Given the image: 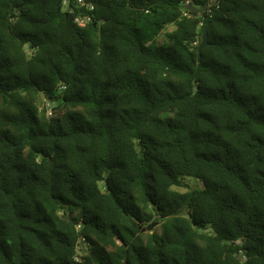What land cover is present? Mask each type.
<instances>
[{"label":"trees","instance_id":"trees-1","mask_svg":"<svg viewBox=\"0 0 264 264\" xmlns=\"http://www.w3.org/2000/svg\"><path fill=\"white\" fill-rule=\"evenodd\" d=\"M63 1L0 0V264H264V0Z\"/></svg>","mask_w":264,"mask_h":264},{"label":"water","instance_id":"water-1","mask_svg":"<svg viewBox=\"0 0 264 264\" xmlns=\"http://www.w3.org/2000/svg\"><path fill=\"white\" fill-rule=\"evenodd\" d=\"M184 8L186 10L196 11L198 13L206 10L205 6L196 7V6L192 5V4L191 5H184ZM68 10H69V8H68ZM208 25L209 24H207L205 26V28H204L203 36H202V39H201V43H200V45L198 47V50H201L202 48H204L207 45V29H208ZM25 46H27V44H25ZM198 60H200V56L198 57ZM153 225H155V224L153 223V224H151V226H148L146 228H142V231H144L146 229L147 230L150 229ZM122 264H125V262H123Z\"/></svg>","mask_w":264,"mask_h":264},{"label":"built area","instance_id":"built-area-1","mask_svg":"<svg viewBox=\"0 0 264 264\" xmlns=\"http://www.w3.org/2000/svg\"><path fill=\"white\" fill-rule=\"evenodd\" d=\"M76 1V5L78 8H86L88 10H91L93 9V3L91 1H88V0H75ZM64 5H68V0H64L63 1ZM184 5H190V1L189 0H186L184 2ZM76 20L81 23V24H84V23H87L89 20H90V17L89 16H85V17H82V18H79L77 17ZM50 113V112H48Z\"/></svg>","mask_w":264,"mask_h":264},{"label":"rangeland","instance_id":"rangeland-1","mask_svg":"<svg viewBox=\"0 0 264 264\" xmlns=\"http://www.w3.org/2000/svg\"><path fill=\"white\" fill-rule=\"evenodd\" d=\"M173 29H174V25H172V24H171V25H168V26L166 27V30H167V31H170V30H173ZM158 38H159V41H163V40L165 39L163 33H161V34L159 35ZM48 108H49V106H48ZM188 183L191 184L192 186H194V185H196V184H197V185L199 184V183H198L197 181H195L194 179H189V180H188ZM181 190H183V189H181ZM154 228L157 229V228H158L157 225H155Z\"/></svg>","mask_w":264,"mask_h":264}]
</instances>
